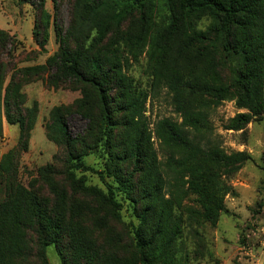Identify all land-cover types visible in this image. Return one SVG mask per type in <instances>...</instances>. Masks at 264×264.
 <instances>
[{
	"label": "trees",
	"instance_id": "obj_1",
	"mask_svg": "<svg viewBox=\"0 0 264 264\" xmlns=\"http://www.w3.org/2000/svg\"><path fill=\"white\" fill-rule=\"evenodd\" d=\"M22 1L41 15L34 25L35 43L44 50L53 25L59 50L45 64L25 65L33 59L30 52L19 53L15 36L0 29V135L4 121L19 127L18 144L0 165V264H49L51 246L62 264H184V198L194 195L198 209L193 214L216 226L228 213L225 197L231 188L223 177L253 160L247 152L227 154L203 144L211 129L203 108L235 100L247 110L225 125L230 131L264 118V0H76L66 31L46 10V0ZM52 1L56 7L57 0ZM162 14L164 24L152 19ZM204 18L211 20L206 30L198 28ZM165 31L178 38L179 52L198 44V59L218 56L235 75L231 83L216 73L170 79L182 122L163 119L156 133L176 151L165 167L182 181L170 185L168 194L144 117L148 94L123 72L120 57L127 46L138 59L148 46L158 76L169 50ZM38 81L55 88L74 84L82 93L73 106L54 107L46 127L47 138L66 149L69 189L54 178V165L40 170L52 200L20 183L13 163L30 147L39 104L28 106L24 88ZM69 117L87 122L83 134L71 135ZM97 151L106 158L100 173L112 179L108 194L84 186L76 176L91 170L85 158ZM117 195L129 202L136 226L122 219Z\"/></svg>",
	"mask_w": 264,
	"mask_h": 264
},
{
	"label": "rangeland",
	"instance_id": "obj_2",
	"mask_svg": "<svg viewBox=\"0 0 264 264\" xmlns=\"http://www.w3.org/2000/svg\"><path fill=\"white\" fill-rule=\"evenodd\" d=\"M76 0H57L54 7L52 0H46V10L52 17L57 15L60 26L68 30L74 20ZM40 14L28 3L22 0H0V29L15 36L17 51L30 52L33 59L25 64L36 66L45 64L47 59L59 50L54 26L51 25L49 41L42 50L34 41L33 31L35 21ZM134 20L138 21L135 14ZM157 23L164 24L165 17H152ZM131 22V21H129ZM128 22V23H129ZM211 20L204 18L198 28L206 30ZM135 25V34L138 33ZM164 39L169 43V50L165 58L163 73L155 75L152 62L149 59V47L133 58L127 46L122 48L120 57L124 66L123 72L129 76L136 87L143 89L147 94L144 117L151 134V143L156 152L159 168L168 184L165 193L171 191L170 185L178 187L181 181L175 178L165 167L167 159L176 156L175 150L162 144L156 133L157 124L163 119L182 122L177 113L176 97L168 83L174 76L184 77L194 73L200 77L210 78L216 73L225 83H231L233 71L219 63V57L207 56L203 61L197 58L198 44L188 51H178V38L164 32ZM161 54L160 52H157ZM189 60V61H188ZM22 66V65H21ZM27 94L28 106L34 102L39 104L37 124L32 132L30 147L27 152L17 153L14 156V167L17 170V180L24 186H34L45 198L53 199L47 184L40 180V170L48 165L56 167L54 178L69 189L66 182L65 168L66 149L50 141L46 136V127L51 122V111L54 107H71L81 98L82 93L74 84L52 87L38 81L24 88ZM207 119L211 126L210 132L204 134L203 144L207 148H219L227 154L247 152L252 161L247 162L241 170L233 176H224L223 179L231 191L225 197L227 214H222L217 225L202 223L193 214L198 209L194 195H187L183 200V234L181 243L184 246V264H264V118L252 121L241 131H230L225 125L239 113H247L240 109L235 100L222 101L218 106L204 107ZM69 130L73 137L83 134L87 122L80 117H69ZM19 127L4 123L3 134L0 135V165L8 162V154L18 144ZM86 164L91 167L88 171H77L76 176L86 187H94L108 194L107 184L112 179L102 175L106 158L99 152H92L85 158ZM70 197L73 193L69 192ZM167 198L169 195L166 196ZM117 199L122 204L121 216L127 224L138 223L134 217L128 201L121 195ZM36 240V237L33 235ZM49 264H62L57 249L54 246L47 248Z\"/></svg>",
	"mask_w": 264,
	"mask_h": 264
},
{
	"label": "crops",
	"instance_id": "obj_3",
	"mask_svg": "<svg viewBox=\"0 0 264 264\" xmlns=\"http://www.w3.org/2000/svg\"><path fill=\"white\" fill-rule=\"evenodd\" d=\"M6 121H4V123H5Z\"/></svg>",
	"mask_w": 264,
	"mask_h": 264
}]
</instances>
